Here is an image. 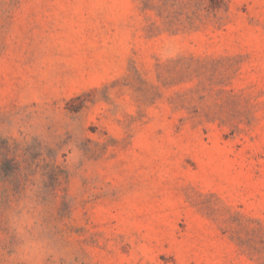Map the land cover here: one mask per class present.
Returning a JSON list of instances; mask_svg holds the SVG:
<instances>
[{"label": "rangeland", "instance_id": "1", "mask_svg": "<svg viewBox=\"0 0 264 264\" xmlns=\"http://www.w3.org/2000/svg\"><path fill=\"white\" fill-rule=\"evenodd\" d=\"M264 264V0H0V264Z\"/></svg>", "mask_w": 264, "mask_h": 264}, {"label": "clouds", "instance_id": "2", "mask_svg": "<svg viewBox=\"0 0 264 264\" xmlns=\"http://www.w3.org/2000/svg\"><path fill=\"white\" fill-rule=\"evenodd\" d=\"M9 225L18 241L17 253L28 264H40L43 257L53 251L38 219L30 218L26 212L12 214Z\"/></svg>", "mask_w": 264, "mask_h": 264}]
</instances>
